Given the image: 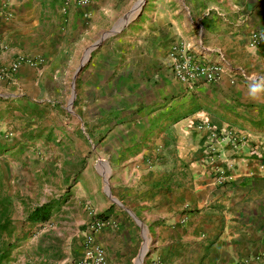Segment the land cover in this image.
Wrapping results in <instances>:
<instances>
[{"label": "crops", "instance_id": "1", "mask_svg": "<svg viewBox=\"0 0 264 264\" xmlns=\"http://www.w3.org/2000/svg\"><path fill=\"white\" fill-rule=\"evenodd\" d=\"M262 27L264 0H0V167L65 161L107 264H264ZM179 38L217 82L172 78Z\"/></svg>", "mask_w": 264, "mask_h": 264}, {"label": "rangeland", "instance_id": "2", "mask_svg": "<svg viewBox=\"0 0 264 264\" xmlns=\"http://www.w3.org/2000/svg\"><path fill=\"white\" fill-rule=\"evenodd\" d=\"M34 159L29 171L23 162L12 170L0 167V264H73L90 218L108 216L78 200L65 161L60 171L52 164L39 166L40 155ZM68 192L77 198L67 197ZM41 203L51 205L45 219L32 214Z\"/></svg>", "mask_w": 264, "mask_h": 264}, {"label": "built area", "instance_id": "3", "mask_svg": "<svg viewBox=\"0 0 264 264\" xmlns=\"http://www.w3.org/2000/svg\"><path fill=\"white\" fill-rule=\"evenodd\" d=\"M86 2L87 0H75V3L79 4ZM262 37H264V27L252 31L250 33L251 44H258L263 39ZM166 58L172 78L188 85L217 82L222 73L220 62L205 60L196 53L191 43L183 38L175 39L171 42L166 51ZM23 61V56H19L11 64L10 68L12 70L16 69L19 63ZM234 134V131H226L224 136L233 139L235 137ZM205 154V161L213 164L212 152L208 151ZM211 164V173H213L217 182H221L223 180L221 171L215 166L212 167ZM107 226H115V221L110 219H95L93 216L90 218L87 226L81 233L79 252L73 264H107L105 251L95 239V234Z\"/></svg>", "mask_w": 264, "mask_h": 264}, {"label": "clouds", "instance_id": "4", "mask_svg": "<svg viewBox=\"0 0 264 264\" xmlns=\"http://www.w3.org/2000/svg\"><path fill=\"white\" fill-rule=\"evenodd\" d=\"M247 80V98L253 102H264V76H257L253 74L250 75Z\"/></svg>", "mask_w": 264, "mask_h": 264}, {"label": "trees", "instance_id": "5", "mask_svg": "<svg viewBox=\"0 0 264 264\" xmlns=\"http://www.w3.org/2000/svg\"><path fill=\"white\" fill-rule=\"evenodd\" d=\"M51 208L50 205L48 204H43L38 207H35L34 210L32 211L33 215H40L38 218L45 219L48 216L49 209ZM35 217V218H37ZM103 219V218H102ZM0 262H1V256H0Z\"/></svg>", "mask_w": 264, "mask_h": 264}, {"label": "water", "instance_id": "6", "mask_svg": "<svg viewBox=\"0 0 264 264\" xmlns=\"http://www.w3.org/2000/svg\"><path fill=\"white\" fill-rule=\"evenodd\" d=\"M105 191H107V189H106V186H105ZM108 193V192H107ZM113 201H115V202H117L115 199H112ZM118 203V202H117ZM146 249V246H142V248H141V251H140V254H139V257H138V261H140L141 260V258H142V256L144 255V250Z\"/></svg>", "mask_w": 264, "mask_h": 264}]
</instances>
